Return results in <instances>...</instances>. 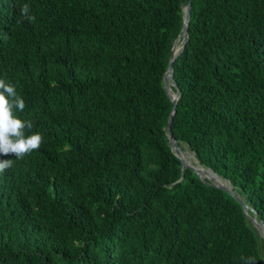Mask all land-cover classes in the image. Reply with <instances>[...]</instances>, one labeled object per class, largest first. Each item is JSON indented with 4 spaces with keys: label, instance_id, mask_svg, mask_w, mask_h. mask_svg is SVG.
Instances as JSON below:
<instances>
[{
    "label": "trees",
    "instance_id": "trees-1",
    "mask_svg": "<svg viewBox=\"0 0 264 264\" xmlns=\"http://www.w3.org/2000/svg\"><path fill=\"white\" fill-rule=\"evenodd\" d=\"M189 1L0 0V79L43 135L0 155V264H264L241 204L167 137L174 109L182 152L264 223V0H191L174 56Z\"/></svg>",
    "mask_w": 264,
    "mask_h": 264
},
{
    "label": "clouds",
    "instance_id": "clouds-1",
    "mask_svg": "<svg viewBox=\"0 0 264 264\" xmlns=\"http://www.w3.org/2000/svg\"><path fill=\"white\" fill-rule=\"evenodd\" d=\"M20 17L30 23L35 22L36 16L31 14L29 4H23L19 9ZM18 23L22 20L18 19ZM25 100L18 94L16 87L0 79V155H14L15 159H23L34 150L40 149L43 135L40 132H31L32 120L20 118L18 113H23ZM30 133V134H28ZM13 166V159L0 160V174ZM241 264H256L254 256H242Z\"/></svg>",
    "mask_w": 264,
    "mask_h": 264
},
{
    "label": "water",
    "instance_id": "water-1",
    "mask_svg": "<svg viewBox=\"0 0 264 264\" xmlns=\"http://www.w3.org/2000/svg\"><path fill=\"white\" fill-rule=\"evenodd\" d=\"M190 8H191V0L189 1L188 5L183 9V14H184L183 29H182L181 36L174 43V46L172 49L174 56L176 54V47L179 45V43L181 42V46L179 45L181 47L180 50H183L186 43H187L188 25H189V19H190ZM174 59H175V57H173L171 59L167 74L164 77V89H165L167 97L173 102L174 108H175V106L177 105V101L179 98L180 91L177 90L176 93H171L170 85H174L173 83L170 82V80H173V62H174ZM173 116H174V109L171 112L170 117H169V122L167 125V137H168L169 144L171 146L172 151L175 153V155L181 161L182 168H187V169L192 170L202 182L206 183V181H208V185L215 187V188H218V189H221V190L225 191L226 193H228L229 195H231L232 197H234L243 207V212H244L245 216L253 222L254 227L258 230L260 236L264 238V223H263V221L258 220L257 218L251 217L249 212H248V211H251L249 206L241 203V201L235 196V194L231 191L230 188H228L225 185L217 182L215 179H213L211 177L210 174H212L215 177H217V175H215L209 169H205L203 167H201L200 169H196L193 166H190L185 162V160L182 156V150L179 147L178 142L173 138L172 133H171V123H172Z\"/></svg>",
    "mask_w": 264,
    "mask_h": 264
},
{
    "label": "rangeland",
    "instance_id": "rangeland-1",
    "mask_svg": "<svg viewBox=\"0 0 264 264\" xmlns=\"http://www.w3.org/2000/svg\"><path fill=\"white\" fill-rule=\"evenodd\" d=\"M178 47H179V45H178ZM170 87H171V85H170ZM171 93H172V91H171ZM182 156H183L185 162H186L188 165L193 166L194 168L196 167V169H200V168H201V166L199 165V163H198L197 160L195 159L193 153L190 152L188 149L182 152ZM203 175H204V174H203ZM216 178H217V180L219 181V183H221V184H223V185H225L226 187H228V188L231 189V187H230V185H229V183H228L227 181L222 180V179H220L219 177H216ZM234 194H235V196L241 201V203H243V204L246 205V203H245V202H246V198H245L244 196H238V194H236V193H234ZM247 206H248V205H247ZM248 212H249V211H248ZM250 216L256 218V215H255V214L250 215ZM250 221H251V220H250ZM251 223L253 224L252 221H251ZM253 225H254V224H253Z\"/></svg>",
    "mask_w": 264,
    "mask_h": 264
},
{
    "label": "bare ground",
    "instance_id": "bare-ground-1",
    "mask_svg": "<svg viewBox=\"0 0 264 264\" xmlns=\"http://www.w3.org/2000/svg\"><path fill=\"white\" fill-rule=\"evenodd\" d=\"M179 50H180V46H179V47L177 46V47H176V53H177ZM195 168H196V167H195ZM210 175H211V177H212L213 179H215L217 182H219L215 176H213L212 174H210Z\"/></svg>",
    "mask_w": 264,
    "mask_h": 264
}]
</instances>
